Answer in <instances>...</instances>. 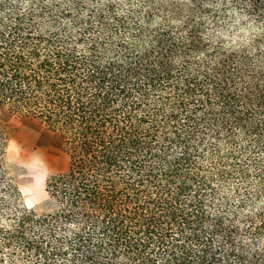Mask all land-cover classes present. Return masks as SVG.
<instances>
[{"label":"trees","instance_id":"16d2710c","mask_svg":"<svg viewBox=\"0 0 264 264\" xmlns=\"http://www.w3.org/2000/svg\"><path fill=\"white\" fill-rule=\"evenodd\" d=\"M0 108L69 157L26 209L0 130V264H264V0H0Z\"/></svg>","mask_w":264,"mask_h":264},{"label":"rangeland","instance_id":"374dc122","mask_svg":"<svg viewBox=\"0 0 264 264\" xmlns=\"http://www.w3.org/2000/svg\"><path fill=\"white\" fill-rule=\"evenodd\" d=\"M0 130L8 166L24 208L38 213L48 210L46 184L67 171L69 157L64 139L40 122L0 108Z\"/></svg>","mask_w":264,"mask_h":264}]
</instances>
